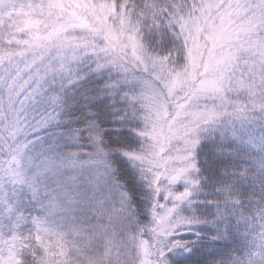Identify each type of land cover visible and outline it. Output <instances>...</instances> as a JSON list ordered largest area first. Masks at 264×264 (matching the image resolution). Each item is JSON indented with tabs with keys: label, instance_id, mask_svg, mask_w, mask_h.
Masks as SVG:
<instances>
[{
	"label": "snow or ice",
	"instance_id": "6c2138e0",
	"mask_svg": "<svg viewBox=\"0 0 264 264\" xmlns=\"http://www.w3.org/2000/svg\"><path fill=\"white\" fill-rule=\"evenodd\" d=\"M0 264H264V0H0Z\"/></svg>",
	"mask_w": 264,
	"mask_h": 264
}]
</instances>
